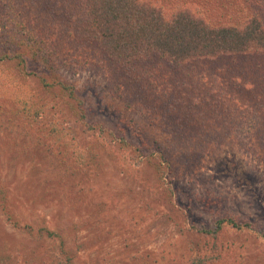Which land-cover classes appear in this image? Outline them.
<instances>
[{"label": "rangeland", "instance_id": "1", "mask_svg": "<svg viewBox=\"0 0 264 264\" xmlns=\"http://www.w3.org/2000/svg\"><path fill=\"white\" fill-rule=\"evenodd\" d=\"M160 1L171 7L195 2L216 24L242 23L254 12L264 16V0ZM45 7L43 16L52 27L48 19L58 13L55 1L46 0ZM18 40L5 51L18 49L29 56L28 47ZM164 74L168 84L162 83V89L178 91L186 100L187 115L137 111L128 107L125 94L111 90L102 71L65 70L62 78L76 86L87 118L68 106L67 115L62 109L56 116H63L77 150L89 152L87 164L81 158L65 163L63 154L49 151L48 140L40 141L34 129L17 120L12 129L0 128V183L6 187L0 198L6 194L20 226L7 219L0 199V264L66 263L60 239L49 232L64 235L73 264H170L175 258L188 260L195 244L202 256L223 253L225 264H264V144L258 138H264V128L258 136L253 129L245 146L234 135L227 140L219 135L230 121L247 118L241 110L251 102L263 115L264 60L201 61ZM235 80L249 81L252 89ZM54 116L51 112L44 120ZM96 123L105 129L134 130L127 134L132 144L122 150L120 136L91 128ZM142 139L153 151L171 142L179 145L181 156L173 160L182 173L166 184L180 189L172 196L175 203L142 154ZM205 143L208 147L200 154L198 145ZM224 211L252 220L261 231L226 232L217 244L193 243L177 231L176 223L188 227L191 221L211 222ZM42 227L46 229L39 233Z\"/></svg>", "mask_w": 264, "mask_h": 264}, {"label": "trees", "instance_id": "2", "mask_svg": "<svg viewBox=\"0 0 264 264\" xmlns=\"http://www.w3.org/2000/svg\"><path fill=\"white\" fill-rule=\"evenodd\" d=\"M53 1L58 13L48 19V23H53L51 27L46 24V15L43 16L46 0H0V128L12 129L10 125L16 120L19 125H29L38 133L40 141L48 140L49 151L56 156L63 154L65 163L81 158L87 164L89 160V152L77 150L78 142L62 123L63 116H56L62 109L64 116L67 115L68 106L75 114L82 113L81 117L87 118L85 101L77 96L76 86L62 78L65 70L77 73L93 67L109 77L113 92L128 97V107L151 115L179 111L176 115L184 116L187 115L183 109L186 100L175 88L170 91L161 87L162 83L168 84L164 73L181 71L201 61L264 60V16L258 12L242 23L216 24L192 1L180 2L174 7L160 0ZM16 38L28 47L29 56L18 49L5 51L4 47ZM242 81L245 89H252L247 80H235V84ZM233 98L240 101L238 95ZM259 107L263 115L257 114L255 103L251 102L241 110L247 118L230 121V125L219 131L220 138L227 140L234 135L235 141L245 146L253 137V129L258 136L264 128V106ZM51 112L54 118L44 120ZM6 115L11 118L6 119ZM91 128L120 136L122 150L132 144L127 134L134 130L105 129L99 123ZM258 138L264 144V138ZM198 146L199 153L204 154L208 143ZM177 147L171 142L153 151L144 139L140 146L171 203H175L172 196L180 189L166 184L172 181V175L182 173L173 160L181 156ZM125 158L129 159L126 153ZM5 188L0 183V192L5 193ZM0 199L7 219L17 224L13 206L6 204V194ZM176 224L179 233H186L190 241L202 244L210 241L217 244L226 232L261 231L252 220L226 211L218 212L211 222L191 221L188 227ZM45 229L42 227L39 233ZM28 231L33 232L30 226ZM49 234L60 239L59 247L67 259L63 264H73L74 256L66 248L64 235ZM195 245L188 260L175 258L170 264H225L223 253L202 256L199 246Z\"/></svg>", "mask_w": 264, "mask_h": 264}]
</instances>
